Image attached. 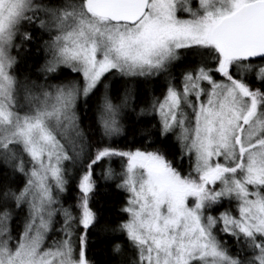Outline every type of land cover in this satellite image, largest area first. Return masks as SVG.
<instances>
[{"label": "snow or ice", "instance_id": "1", "mask_svg": "<svg viewBox=\"0 0 264 264\" xmlns=\"http://www.w3.org/2000/svg\"><path fill=\"white\" fill-rule=\"evenodd\" d=\"M93 237L104 264H264V0H0V264H99Z\"/></svg>", "mask_w": 264, "mask_h": 264}, {"label": "trees", "instance_id": "2", "mask_svg": "<svg viewBox=\"0 0 264 264\" xmlns=\"http://www.w3.org/2000/svg\"><path fill=\"white\" fill-rule=\"evenodd\" d=\"M155 95H159V91L155 92ZM127 131V130H126ZM138 136L134 137L133 135L129 134L127 140H122L117 138V143L115 147L121 148L123 150H129L132 148L133 144L135 147H140V143L137 142ZM125 144L128 145V148H125ZM123 164V161H119L118 163H113L111 166L120 171V166ZM75 176V171L73 172ZM101 175V168L97 167L95 169V177L99 178ZM99 184V191L96 195V207L100 209V213L103 216V223L115 227L116 224L122 219L121 209L126 206L125 201L128 199L127 193L124 191L117 189L114 186L113 181H105L102 179H97ZM68 197L79 195V193L73 187L68 193L65 194ZM68 203H73V200L69 198ZM114 235V234H109ZM94 240L99 239L100 242L96 244V247L93 249V252L96 254L94 259L99 262V264H104L105 261L109 259V253L107 251L108 243L107 240H104L103 237L97 238L93 237ZM123 243V241H119Z\"/></svg>", "mask_w": 264, "mask_h": 264}]
</instances>
